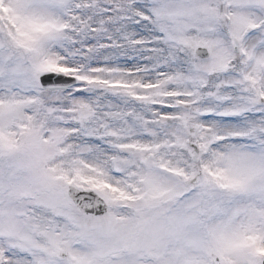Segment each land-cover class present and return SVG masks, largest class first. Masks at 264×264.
Returning a JSON list of instances; mask_svg holds the SVG:
<instances>
[{
  "label": "snow or ice",
  "instance_id": "6c2138e0",
  "mask_svg": "<svg viewBox=\"0 0 264 264\" xmlns=\"http://www.w3.org/2000/svg\"><path fill=\"white\" fill-rule=\"evenodd\" d=\"M0 264H264V0H0Z\"/></svg>",
  "mask_w": 264,
  "mask_h": 264
}]
</instances>
